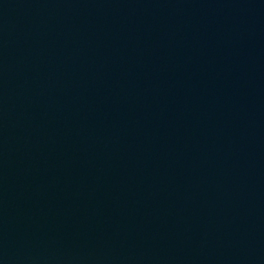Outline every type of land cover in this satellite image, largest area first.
Masks as SVG:
<instances>
[{
    "label": "water",
    "instance_id": "obj_1",
    "mask_svg": "<svg viewBox=\"0 0 264 264\" xmlns=\"http://www.w3.org/2000/svg\"><path fill=\"white\" fill-rule=\"evenodd\" d=\"M64 0H0V264H124Z\"/></svg>",
    "mask_w": 264,
    "mask_h": 264
}]
</instances>
